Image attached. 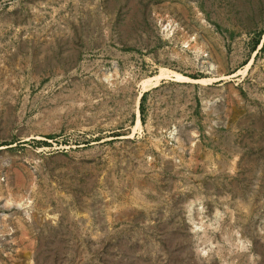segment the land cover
Here are the masks:
<instances>
[{
  "label": "rangeland",
  "instance_id": "obj_1",
  "mask_svg": "<svg viewBox=\"0 0 264 264\" xmlns=\"http://www.w3.org/2000/svg\"><path fill=\"white\" fill-rule=\"evenodd\" d=\"M0 264H264V0H0Z\"/></svg>",
  "mask_w": 264,
  "mask_h": 264
},
{
  "label": "trees",
  "instance_id": "obj_2",
  "mask_svg": "<svg viewBox=\"0 0 264 264\" xmlns=\"http://www.w3.org/2000/svg\"><path fill=\"white\" fill-rule=\"evenodd\" d=\"M259 43V40H255L254 43H253V46H252V49L255 50L256 48V45ZM146 94L147 92H143L141 97H140V105H139V111H140V119L141 121L144 120V100L146 98Z\"/></svg>",
  "mask_w": 264,
  "mask_h": 264
},
{
  "label": "bare ground",
  "instance_id": "obj_3",
  "mask_svg": "<svg viewBox=\"0 0 264 264\" xmlns=\"http://www.w3.org/2000/svg\"><path fill=\"white\" fill-rule=\"evenodd\" d=\"M173 73V72H172ZM176 74V77L177 78H179V79H186V77L185 76H183V75H181V74H178V73H175ZM161 75H166V72L164 71V70H162L161 72H160V74L158 75L157 74V76H155V77H151V78H148L146 81H145V86L147 85V84H149L150 82H156L158 79H159V77L161 76ZM168 75V74H167ZM147 87V86H146Z\"/></svg>",
  "mask_w": 264,
  "mask_h": 264
}]
</instances>
